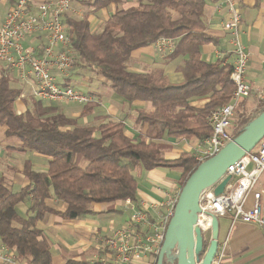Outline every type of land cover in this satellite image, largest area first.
I'll return each mask as SVG.
<instances>
[{
  "label": "trees",
  "instance_id": "trees-1",
  "mask_svg": "<svg viewBox=\"0 0 264 264\" xmlns=\"http://www.w3.org/2000/svg\"><path fill=\"white\" fill-rule=\"evenodd\" d=\"M18 1L9 3L13 7ZM79 3L85 9L83 17H67L73 69L76 65L90 67L110 82L116 95L129 103L150 102L153 110L139 112L140 121L149 125L147 135L140 141L126 136L122 122L104 123L98 130L80 127L76 120L59 111L57 102L33 98L32 107L18 114L15 102L22 91L11 87L8 69L0 65V125L8 127L9 139L20 142L18 153L34 151L49 161L48 171H35L30 163L26 164L30 186L21 191L14 193L0 184L1 244L14 253L16 261L27 264H53L51 246L38 228L47 214L54 213L46 205L49 198L67 204L61 216L69 221L92 215L94 204L135 202L138 193L132 173L135 166L148 171L181 169L182 189L200 164L190 153H183L177 160L165 159L157 141L164 138L205 141L213 133L208 117L231 101L235 89L231 65L223 60L208 63L202 59L203 46L217 43L206 34L203 20L206 0H136V5L128 8L122 7L121 0ZM112 4L117 5L115 14L100 32L92 31L90 17ZM161 39L177 40L174 51L167 56L169 59L188 57L181 68L185 78L181 85L172 84L163 73L130 71L132 53ZM202 96L211 97L204 109L190 105L192 98ZM262 112L264 106L256 115L242 119L233 139ZM29 199V217L23 219L16 208Z\"/></svg>",
  "mask_w": 264,
  "mask_h": 264
},
{
  "label": "crops",
  "instance_id": "crops-1",
  "mask_svg": "<svg viewBox=\"0 0 264 264\" xmlns=\"http://www.w3.org/2000/svg\"><path fill=\"white\" fill-rule=\"evenodd\" d=\"M45 1L47 0H32L34 11L40 3ZM238 1L242 10L241 42L250 55L248 83L252 94L241 101L235 109L229 129L232 136L242 119L256 115L264 106V101L258 98V92L264 89V0ZM9 2L10 0H0V22L5 19L11 7ZM72 2L75 6L74 0ZM220 2L221 0H206L203 18L206 34L216 39L217 43L203 46L202 59L208 63L223 60L225 64L233 67L230 35L224 29V22L229 17L226 9L218 10ZM121 3L123 8H128L136 5V0H121ZM116 9L117 5L112 4L92 15L90 17L92 31L100 32L109 18L115 14ZM45 45V36L25 44L26 47L36 49L37 55H41ZM58 51L59 49H56L55 53ZM187 59V56H181L171 60L167 56L160 55L153 44L132 53L130 71L142 74L163 73L172 84L181 85L185 80L181 68ZM52 73L60 86H72L84 94L94 96L97 100L86 106L57 104L59 111L66 117L76 120L78 126L98 130L101 124L122 122L129 139L140 141L147 135L149 125L140 121L139 112H152V103L140 100L129 103L116 95L110 82L97 75L90 67L76 65L67 78H63L56 70ZM7 75L11 79V87L22 91L24 95V98H19L15 102L16 112L24 114L32 107V90L35 80L30 77L28 82L22 81L11 69L7 71ZM210 100V96L194 97L190 100V105L197 109H204ZM7 130V126L0 125V184L15 193L30 186V181L25 175L27 163H30L35 171H48L49 161L34 151L18 153L16 149L20 147V142L9 139ZM96 135L98 136L99 132ZM201 143L197 139L164 138L157 141V144L162 146L163 156L167 160H177L183 153L194 156L201 148ZM132 173L138 183L135 202L94 204L93 214L81 219L65 220L61 214L65 213L67 204L54 198L46 200V205L54 213L47 214L38 223V228L43 231L44 237L51 246L53 264H69L70 261L76 264L84 261L96 263L98 255L102 254V250L98 248V237L102 239L112 237L117 230L128 223L131 213L136 209L147 210L151 224L159 227L162 217L167 212L168 200L181 192V177L184 171L167 168L148 171L142 166H135ZM30 205L31 199L18 205L16 210L21 218L28 219ZM232 228L230 218H222L221 221L219 219L220 249L226 244L223 264H264V231L245 223H237ZM230 229L233 230L231 234ZM136 232L144 235L152 230L149 229V225H143L138 227ZM156 259L151 254H142L138 257L136 264H157ZM14 264H27V262L15 260Z\"/></svg>",
  "mask_w": 264,
  "mask_h": 264
},
{
  "label": "built area",
  "instance_id": "built-area-1",
  "mask_svg": "<svg viewBox=\"0 0 264 264\" xmlns=\"http://www.w3.org/2000/svg\"><path fill=\"white\" fill-rule=\"evenodd\" d=\"M217 8L226 9L229 17L224 22V29L229 33L232 45L231 57L234 64L231 81L235 89L231 101L214 110L207 119L213 133L201 143V148L194 155L198 164L216 156L233 140L229 129L235 109L252 94L248 83L250 55L240 36L242 10L239 1L221 0ZM35 10L37 12L34 11L32 0H19L0 22V64L13 70L22 81L28 82L33 77L35 86L32 97L38 101L82 106L97 102L94 96L84 94L72 86H60L52 73L56 70L63 78H67L73 70L74 52L71 49L67 17H81L80 10L73 5L72 0H47L40 3ZM41 36H45L46 45L43 46L41 55H37L36 49L26 47L25 44L34 42ZM176 42L175 39H161L155 43L156 51L160 55L168 56L174 51ZM56 49H59L57 53ZM20 98H24V95L21 94ZM258 98L264 101V89L258 92ZM263 174L264 138L254 150L228 168L222 180L229 175L232 179L221 195L215 194L214 187L202 193L198 225L206 242L211 241L213 217L230 218L232 227L237 223H245L264 231V189H254ZM179 195L180 193L168 200L167 212L159 227L151 224L147 210L139 208L131 213L128 223L112 237H98V248L107 253V258L101 259L100 263L136 264L142 254H151L158 259ZM143 225H149L152 232L139 235L136 230ZM225 247L226 244L222 249L219 246L213 264H223ZM14 262V253L7 246L1 245L0 264Z\"/></svg>",
  "mask_w": 264,
  "mask_h": 264
},
{
  "label": "water",
  "instance_id": "water-1",
  "mask_svg": "<svg viewBox=\"0 0 264 264\" xmlns=\"http://www.w3.org/2000/svg\"><path fill=\"white\" fill-rule=\"evenodd\" d=\"M263 138L264 112L216 156L198 166L181 189L157 264H213L219 249V219L213 217L211 241L206 242L198 225L200 197L211 187L221 195L232 179L229 175L222 180L228 168L254 150Z\"/></svg>",
  "mask_w": 264,
  "mask_h": 264
},
{
  "label": "rangeland",
  "instance_id": "rangeland-1",
  "mask_svg": "<svg viewBox=\"0 0 264 264\" xmlns=\"http://www.w3.org/2000/svg\"><path fill=\"white\" fill-rule=\"evenodd\" d=\"M79 2H80V0H74V4H75V6H76V7L80 10V12H81V17H80V18H82L83 15H84V13H85V9L80 7ZM254 189H255V190H259V191H261V190L264 189V174L261 176V178L259 179V181H258V183L256 184V186H255ZM263 204H264V197H263ZM225 218H226V217H225ZM221 220H222V218H220V221H221ZM231 226H232V224H231ZM234 227H235V226H234ZM234 227H233V228H234ZM233 228H232V229H233ZM232 231H233V230L230 229V234L232 233ZM104 258H107V253H106V252H102V254L98 255V259L95 260V261H96V263H100L99 261H100L101 259H104Z\"/></svg>",
  "mask_w": 264,
  "mask_h": 264
}]
</instances>
